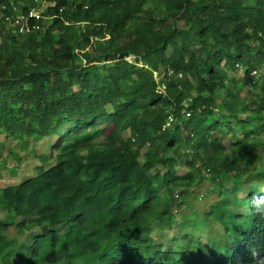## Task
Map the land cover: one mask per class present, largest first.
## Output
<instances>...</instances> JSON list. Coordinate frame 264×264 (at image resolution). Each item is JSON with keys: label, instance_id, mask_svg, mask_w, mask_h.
Returning a JSON list of instances; mask_svg holds the SVG:
<instances>
[{"label": "trees", "instance_id": "trees-1", "mask_svg": "<svg viewBox=\"0 0 264 264\" xmlns=\"http://www.w3.org/2000/svg\"><path fill=\"white\" fill-rule=\"evenodd\" d=\"M4 12L0 158L39 172L0 187L18 218L0 220V264H264V0H56L26 35ZM207 179L222 236L167 249L158 233ZM12 225L35 230L21 252Z\"/></svg>", "mask_w": 264, "mask_h": 264}, {"label": "rangeland", "instance_id": "rangeland-1", "mask_svg": "<svg viewBox=\"0 0 264 264\" xmlns=\"http://www.w3.org/2000/svg\"><path fill=\"white\" fill-rule=\"evenodd\" d=\"M170 51V50H169ZM264 69V68H261ZM259 69V70H261ZM243 70L236 71L235 81L243 77ZM260 78V77H259ZM257 79L253 83L255 89L263 91L264 89V76L260 79ZM246 117L251 118V113L245 115ZM105 136L100 134L96 136L95 143L102 147L105 142ZM7 147H14L16 149L18 145L14 144L12 141L7 140ZM183 157L177 165V168L181 174H186L189 172L190 168L187 165L188 152L187 148H184ZM23 161L20 166L15 165L11 159H6L5 154L0 158V187L6 186L8 184L17 183L23 178L31 175H35L39 172L36 163L33 161L27 162ZM41 165V163L39 164ZM216 187L213 189L211 180H204L200 185L193 186L191 189V194L188 197H185V203L179 207L175 206L173 209L176 223L173 228L164 230L158 233L159 239L164 242L167 249H173L174 251H179V249L185 244V236L191 234L194 236V244L197 245L196 240L201 242H207V240L218 239L222 236L219 231L221 225L220 215L218 211H215L212 216H209L208 213L212 209V203L218 199L217 193L220 189ZM178 193V192H177ZM178 202L181 201V197L177 198ZM229 212L225 211L222 213L221 217H228ZM0 220L5 221H18V218H12L11 213L6 209L0 207ZM184 222V225L179 227V223ZM35 230L24 229L22 232L16 230L12 225L10 226L9 231L6 233L8 239H11L15 243L16 251H20V245L22 243H30V234ZM29 261H26L24 264H28ZM9 264H17L16 257L13 256Z\"/></svg>", "mask_w": 264, "mask_h": 264}, {"label": "built area", "instance_id": "built-area-1", "mask_svg": "<svg viewBox=\"0 0 264 264\" xmlns=\"http://www.w3.org/2000/svg\"><path fill=\"white\" fill-rule=\"evenodd\" d=\"M56 0H32V5L22 12L23 8L21 4L11 2L12 13L7 14L4 10L8 9L9 5H0L2 11L1 16L4 17L13 26V32L19 35H26L33 31H44L49 27L50 21L63 12L64 7L59 8V14H46V10L49 5H54ZM252 83H255L257 79L264 75V69H254L251 71ZM164 87V86H163ZM186 116H190V111L185 110ZM174 121V117L170 115L167 123L163 126L165 130ZM178 196V195H176Z\"/></svg>", "mask_w": 264, "mask_h": 264}]
</instances>
